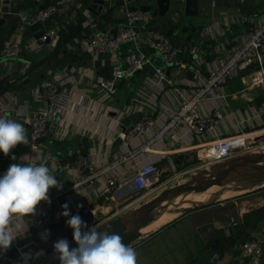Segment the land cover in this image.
<instances>
[{
    "label": "crops",
    "instance_id": "0c3cea01",
    "mask_svg": "<svg viewBox=\"0 0 264 264\" xmlns=\"http://www.w3.org/2000/svg\"><path fill=\"white\" fill-rule=\"evenodd\" d=\"M93 1L0 0L5 23L12 16L20 17L12 27V30L16 28L12 40L22 44L17 56L0 60V108H5L11 119L23 124L28 135L29 128L24 119L44 103L39 95L48 77H60V85L71 93L69 108L48 123L46 137L33 149L24 144L17 145L9 153L8 164H3L1 173L10 164L32 162L39 157L37 162L46 159L54 166L56 179L63 188L74 181L69 164L77 155L88 158L95 165L114 163L100 177L82 183L56 199L62 211V205L66 203L70 216L78 214L88 228L95 226L102 232L112 218L148 201L143 200L145 195L136 192L131 184L117 186L111 192L105 191L108 178L112 177L119 183L132 164L154 162L158 169L155 182H161L166 171L178 172L191 162L202 161L205 166L210 165L207 163L208 149L215 142L234 135L246 140L254 132L263 131V120L243 122L250 109H255L262 98V90L257 85L261 72L258 67L252 66L239 70L226 81L224 98L214 104L218 105L222 117L211 130L203 132V139L197 138L186 125L177 129L173 138L151 141L143 148L141 144L148 141L150 133L135 136L126 142L119 137L120 132L130 128L143 115L150 116L153 128L164 122L179 100L177 88L189 91L204 81L215 58L228 54L239 35L259 22V10L264 0L207 2L205 15L192 17L194 26L189 25L186 32L175 30L170 36L175 43L184 44L189 50L181 57L183 68L178 78L172 85L162 88L153 83V68L163 65L162 56L150 50L143 38L150 31L166 34V28L153 30L155 21L138 23L135 41L121 42L116 59L107 53L93 56L84 47L86 40L97 32L120 34L125 28V10L132 6V3L123 0H108L101 11L90 10ZM50 4L56 5V11L51 16L40 22H27L39 6ZM45 30H52L53 35L39 49H35L40 34ZM137 54L150 56L151 65L137 70L130 77L117 80L113 93L100 88V79L110 78L116 67L124 66L131 56ZM164 66L169 68V65ZM211 105H205V109ZM18 112L21 114L18 115ZM25 155L26 161L21 160ZM12 156L16 159L13 160ZM164 188L166 186L160 188L155 196ZM56 190L51 188L49 195ZM226 196L233 194H225L221 198ZM187 200L203 203L209 198L208 194L190 193ZM86 201L90 202L91 212L83 215L81 208ZM224 203L196 205L170 220L165 212L149 219L151 222L142 225L140 237L130 245L137 254V264H251L239 257L238 249L245 239H258L264 245V225L254 222L249 226L246 220L238 219L231 227L230 216L226 213L217 217ZM252 210L240 212V215ZM70 216H63L60 224L49 228L46 239L35 235L29 217H25L16 222L19 224V236L15 241L22 246L28 245L30 250L38 246L41 251L52 254L54 243L58 240L66 239L69 245L75 242L71 237L73 229L66 223ZM154 218L158 221L155 222ZM228 228L230 234L226 233ZM7 250L10 264H19L21 255L14 256L16 250L13 243ZM213 253L219 256L215 261L210 259ZM31 257L29 254L25 262L31 261ZM261 264H264L263 257Z\"/></svg>",
    "mask_w": 264,
    "mask_h": 264
},
{
    "label": "built area",
    "instance_id": "2783aa9c",
    "mask_svg": "<svg viewBox=\"0 0 264 264\" xmlns=\"http://www.w3.org/2000/svg\"><path fill=\"white\" fill-rule=\"evenodd\" d=\"M55 11L56 5H47L43 9H38L27 22L43 21ZM259 11V22L250 26L239 35L237 43L228 54L215 58L213 67L208 70V74L201 84L194 86L189 91L177 88L179 100L164 122L158 127L153 128L150 116L143 115L130 128L120 132L119 137L126 142L135 136L149 135L150 133L148 141L145 142L146 144H141L143 148L151 141L173 138L177 129L182 125H186L191 132L196 134L197 138L203 139V132L211 130L222 117V112L218 108V105L214 104L216 101L224 98V84L226 81L239 70L252 66L258 67L261 72V78L257 81V85L262 90V98L255 109H250L249 115L243 122L264 121V5ZM4 14L5 12L0 8V19L4 17ZM149 18L150 13L142 11L139 8L126 9L125 28L120 34L94 33L86 40L84 47L93 56L107 53L113 59H116L118 45L121 42H134L138 36L137 24L146 22ZM52 35V30H45L39 36V43L38 46H35V49H39ZM143 42L150 50L159 52L163 59L162 66H155L153 68L154 85L158 88L172 85L183 68L181 57L189 50V47L184 44L175 43L170 36L160 31L148 32L144 36ZM21 50L22 44L18 40H12L11 37L6 40L0 55L1 57L9 58L17 56ZM149 65H151L150 56L146 54L133 55L124 66L116 67L110 78L100 79L98 81L100 88L113 93L117 80L130 77L137 70ZM164 65H169V68H166ZM39 97L44 103L31 111L24 119L29 128V145L27 146L32 149L37 147L39 139L46 137L48 123L61 116L71 103V93L60 85V77L57 75H51L46 79L40 90ZM210 103L212 105L206 110L205 105ZM6 113L7 110L5 108H0V116H6ZM245 141L239 135H234L215 142L208 149L207 163L214 164L233 157L238 150L245 146ZM123 159L127 160L128 157H123ZM8 161L9 155L5 156L2 152L0 154V175H2L1 169L3 164L7 165ZM39 162H46L50 168L54 167L46 159ZM112 164L114 163L95 165L88 158L77 155L69 164V167L73 169L74 181L54 191L49 195L50 204L42 201L37 206L35 215L28 216L31 230L35 232V235L38 238H42L45 230L62 222V210L56 203V199L59 196L82 183L100 177L112 167ZM157 173L158 169L154 162L143 165L132 164L128 173L119 180V183L112 177L108 178L105 191L111 192L117 186L131 184L136 192H144L153 186ZM81 210L83 215L90 213V202L86 201ZM235 224L236 222L230 221L231 227ZM226 233L230 234V228L226 229ZM27 246H22L15 240L13 241V247L19 252L18 256L21 255L22 257L23 254H26L30 250L29 246ZM43 253H46V250ZM8 254V250H0V264H10L11 259ZM238 255L241 259L249 260L251 264H261L263 257L262 241L258 239L243 240L239 246ZM218 258V254L213 253L210 259L211 261H215Z\"/></svg>",
    "mask_w": 264,
    "mask_h": 264
},
{
    "label": "clouds",
    "instance_id": "9594fccd",
    "mask_svg": "<svg viewBox=\"0 0 264 264\" xmlns=\"http://www.w3.org/2000/svg\"><path fill=\"white\" fill-rule=\"evenodd\" d=\"M19 144L29 145L26 127L17 120L0 116V152L8 156ZM12 159L16 157L12 156ZM20 159L26 161V155ZM39 159L10 164L0 175V250L9 249L19 236L16 222L35 215L42 201L50 204L51 188H62V183L56 179V170L46 162L38 163ZM62 208L61 215L69 217L68 205L65 203ZM66 223L73 229L77 247L70 248L66 239L55 242L53 247L60 264H137L135 250L125 245L118 233L100 232L95 226L88 228L78 214L71 215ZM47 234L45 230L42 238L46 239ZM28 255L24 254V258L27 259Z\"/></svg>",
    "mask_w": 264,
    "mask_h": 264
},
{
    "label": "water",
    "instance_id": "95a60500",
    "mask_svg": "<svg viewBox=\"0 0 264 264\" xmlns=\"http://www.w3.org/2000/svg\"><path fill=\"white\" fill-rule=\"evenodd\" d=\"M132 3L131 8L137 6L142 11L150 13L149 21H155V28H166V35L171 36L175 30L186 32L188 26H194L192 17L196 15H205V7L207 2L212 0H123ZM108 0H94L90 4V10H102L104 4ZM47 5L39 6V9L45 8ZM20 19L19 16H12L5 23L4 19H0V52L3 49L7 39L13 37L16 28L12 27ZM41 35V34H40ZM5 58L0 57L3 61ZM144 69V67L142 68ZM9 117V112L6 113ZM43 140V138H41ZM39 139L38 141H42ZM264 162V152L250 154L239 157H231L229 159L210 164V169L203 168L199 172L193 174L189 182L184 185H175L165 188L159 194L150 200L143 202L138 207L130 210L122 215L112 218L102 232L118 233L123 238L125 245H131L140 237V229L147 220L153 218L162 212H156L167 201L174 200L180 195H185L197 190H207L216 185L225 186L234 181L253 182L246 178L247 171L254 169L257 165ZM221 192H217L219 197ZM99 231V230H98ZM101 232V231H100ZM70 248H76L75 242L69 245ZM43 264H60L58 255Z\"/></svg>",
    "mask_w": 264,
    "mask_h": 264
},
{
    "label": "rangeland",
    "instance_id": "374dc122",
    "mask_svg": "<svg viewBox=\"0 0 264 264\" xmlns=\"http://www.w3.org/2000/svg\"><path fill=\"white\" fill-rule=\"evenodd\" d=\"M262 130H264V128ZM259 132L260 130L256 132L258 134H255L254 132L255 135H252V137L251 135L248 136L249 138L246 139L245 146H243V148L238 150L233 157H239V156H245V155L264 152V133H259ZM190 165H187L184 168H180L181 170H179L178 172L166 171L165 176L163 178L164 179L163 181L165 183L163 181L155 182L153 186H151L148 190L142 192V194L145 195V197H143L142 199L149 200L153 198L155 194L160 190V188H163L164 186H166V188H170V187H173L172 185L174 184L176 186L184 185L190 181L191 176L193 174L199 172L203 168L210 169V165L205 166V164H203L202 161L201 162L198 161L194 163L191 162ZM244 174L248 180L253 181L248 184L255 183V185L246 187L245 185H248L246 184L247 182L241 180V181L231 182L225 186L216 185L215 186L216 189L214 188L210 191L197 190V191L191 192L193 194L203 193L207 195L208 192L218 191V190L227 188V191H228L227 193L228 194L233 193V196H230L227 198L214 197V198H210L209 200L203 203H195L191 200H187L188 194H190V193H187L185 195L178 196L177 197L178 200H175L176 199L175 198L174 200L167 201L159 209H157L156 212H162V211L165 212L168 215L167 219L170 220L176 215L180 214L182 211L184 210L186 211L189 208H194L196 207V205H200V204L209 205V204H218L221 202H225L222 209H220L221 211L218 210L220 212L217 213V217H220V216L222 217L226 213L227 216H230L229 220L230 221L232 220L233 222H236V223L238 222V219H240V220H246L249 226H251L254 222H256L259 226L262 224L264 225V164L259 165L255 167L254 169L247 171ZM251 209L253 210L250 211L249 213H246L245 215H242V216L240 215V212H243L245 210L248 211ZM153 220L155 222L158 221V219L156 218H154ZM147 221L151 222V220H147ZM50 250H53V249H50ZM263 252H264V247H263ZM18 255H19V252L15 251L14 256L18 257ZM56 255L57 254L55 253V251L51 255H48L47 253H42L41 255H38V256L36 255L35 257H31L32 259H29L31 261H26L24 264H43L55 258ZM263 258H264V255H263Z\"/></svg>",
    "mask_w": 264,
    "mask_h": 264
},
{
    "label": "bare ground",
    "instance_id": "6f19581e",
    "mask_svg": "<svg viewBox=\"0 0 264 264\" xmlns=\"http://www.w3.org/2000/svg\"><path fill=\"white\" fill-rule=\"evenodd\" d=\"M264 132V130L263 131H261V132H259V133H263ZM256 134H258V133H256ZM255 135V134H254ZM252 136V135H251ZM240 138H242V136H240ZM262 164H264V162L263 163H260L259 165H262ZM259 165H257V166H259ZM256 166V167H257ZM248 183H251V182H247L246 184H248ZM257 184V183H256ZM253 185H255V183H253V184H248V185H245L246 187H250V186H253ZM215 187H211L210 189H207L208 191H210V190H212V189H214ZM216 189V188H215ZM247 189V188H246ZM245 189V190H246ZM206 190V191H207ZM244 190V189H243ZM242 191V190H241ZM217 192H221V195L219 196V198H221L222 196H224L225 194H228L227 192V188L226 189H221V190H218V191H213V192H210V193H208V198L210 199V198H214V197H216V194H217ZM199 193V192H198ZM233 194V193H232ZM235 194V193H234ZM227 197V196H226ZM229 197V196H228ZM164 219H166L165 217H163ZM163 219V220H164ZM35 249H31L30 250V252H27V253H29V254H31V256L33 257V256H35V255H37L38 253H40L41 252V250L39 249V247L38 246H35L34 247ZM37 249V250H36ZM40 250V251H39ZM26 253V254H27ZM31 259V258H30ZM27 261V260H26ZM19 262V264H23L24 262H25V258H24V254L22 255V257H21V259L18 261Z\"/></svg>",
    "mask_w": 264,
    "mask_h": 264
},
{
    "label": "trees",
    "instance_id": "16d2710c",
    "mask_svg": "<svg viewBox=\"0 0 264 264\" xmlns=\"http://www.w3.org/2000/svg\"><path fill=\"white\" fill-rule=\"evenodd\" d=\"M246 240V239H245ZM263 247H264V245H263Z\"/></svg>",
    "mask_w": 264,
    "mask_h": 264
}]
</instances>
